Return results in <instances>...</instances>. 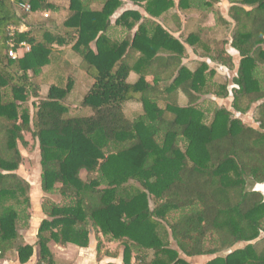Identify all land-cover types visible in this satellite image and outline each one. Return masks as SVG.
I'll return each instance as SVG.
<instances>
[{
    "label": "trees",
    "instance_id": "obj_1",
    "mask_svg": "<svg viewBox=\"0 0 264 264\" xmlns=\"http://www.w3.org/2000/svg\"><path fill=\"white\" fill-rule=\"evenodd\" d=\"M129 1L144 3L154 19L174 7L172 0ZM220 1L180 0L178 8L215 12L229 27L214 10ZM228 1L235 22L231 46L240 56L232 106L244 113L264 99V79L257 77L264 75V0ZM23 4L30 13L18 11ZM122 4L69 0L58 23L29 18L58 14L48 0H0V253L15 247L21 264L33 254L30 245L16 246L19 224L30 218V185L16 173L23 160L19 148L30 133L39 149V189L57 198L41 203L37 264H56L50 242L88 248L94 239L98 258L119 257L106 244H120V264H190L243 242V249L205 264H264V239L251 244L264 233V201L245 191L248 178L264 183V134L224 108L198 103L200 94L226 97L227 84L213 82L215 72L203 63L181 67L182 43L156 22H141L137 12H124L112 24ZM22 26L26 31H19ZM117 26L125 35L113 32ZM202 30L184 42L201 57L229 59ZM9 42L29 50L12 60ZM69 45L93 80L78 107L90 109L84 115L68 116L73 80L59 56ZM131 72L135 83L127 82ZM42 84L48 90L41 97ZM131 101L139 111L126 112ZM257 110L263 129L264 103Z\"/></svg>",
    "mask_w": 264,
    "mask_h": 264
},
{
    "label": "crops",
    "instance_id": "obj_2",
    "mask_svg": "<svg viewBox=\"0 0 264 264\" xmlns=\"http://www.w3.org/2000/svg\"><path fill=\"white\" fill-rule=\"evenodd\" d=\"M123 4L121 7L116 10L114 15L111 18V23L113 24L114 21L124 12L132 11L137 12L141 16V22L145 21L147 19L152 20L159 24L165 31L169 33L173 38L179 40L182 45L185 48L186 54L181 59L180 66H186L190 70H194L196 67V63H203L205 64L209 70H212L215 72L213 76V82L217 83H226V89L228 95L226 97H220L217 95H214L213 92L211 93H205L200 94L198 97V103H205L204 105L207 106L208 109L217 108L221 109L224 108L227 111H229L232 114L233 119L239 121V123L246 127L250 128L254 131H257L258 133L264 134V128H261V124L258 121V107L264 103V99L260 102H256L250 106L248 111L246 112H239L236 111L232 104L234 101V89H238V86L234 84V79L237 75V69L240 63V56L237 50H235L232 46V34L235 27V22L231 20L228 16L229 8L231 7V3L228 0H221L219 4H217L214 7V10H217L219 15L222 17L223 21H226L230 24V26L226 27L223 26V22L219 20V22L216 19L215 12H208L206 16H204L201 12L194 10V8H191L189 11H180L178 8V3L180 0H172L174 3V7L171 8L168 12L164 13L159 18H152L148 15V13L143 8L144 3L137 5L132 3L129 0H122ZM48 2L52 5H55L59 12L58 14L50 13V12H37L33 13L29 16L31 20L37 21L46 19L48 17L56 18V20L61 22L62 18H65L68 14L67 9L69 5V0H48ZM24 6H28V4H23ZM18 6V11L30 13L29 11H26L22 6ZM99 4H93L92 7L95 9H99ZM45 14H48L47 17H44ZM176 15V17L174 16ZM178 23H180V26H178ZM197 28L203 29L201 32L207 33L209 35L210 39H214V42H216V51L222 52L224 50L225 54L230 57L229 59L225 60H213L210 57H201L195 52V47L190 46L189 44H186L184 42V38L192 33H196L199 31H196ZM137 30V26H135L130 34L133 35ZM20 32L26 31V28L22 26L19 29ZM113 32H116L117 35L120 33H123L125 35L126 30L124 28L120 27H114ZM200 33V32H199ZM122 35V36H123ZM210 41V40H209ZM211 42V41H210ZM221 42H225L222 44ZM133 56L135 58L139 57L138 52H133ZM79 60V59H78ZM86 74V73H85ZM261 75V74H259ZM257 75L258 79L261 80V78ZM87 76V75H86ZM88 77V76H87ZM89 78V77H88ZM138 79V76L131 72L128 76L127 82L128 83H135ZM89 83L92 84L93 80L90 78L88 79ZM87 88V85H86ZM181 102L185 101V98L183 95L180 97ZM208 102H211L212 105H207ZM140 105L136 101H131L126 103V112L131 113L134 111H139ZM21 177H23V170L20 167L18 171L16 172ZM32 189H29V197H30V208L28 209V214L30 215V218L27 223L21 222L19 224V228L17 230L18 238L16 240V246L17 245H30L33 247V254L31 258L28 260L25 264H37L39 260V246L37 244V230L39 227V224L44 218L43 213L41 212V194L46 196L43 192H41L40 189H36L35 185L31 186ZM39 188V186H38ZM263 195V201H264V193H260ZM37 195V196H33ZM50 197V196H46ZM25 221V220H24ZM257 240L253 244H255L257 241L264 238V233H262ZM110 244V243H109ZM248 243H238L236 245L242 246L243 249ZM252 244V243H251ZM71 244L67 245H60L56 244L54 242H50L48 244L49 251L52 255L53 261L56 262V259H60V255H63L64 258L70 257L72 261V264H109V263H116L120 264V257L114 258L112 256H101V258H105V261H100V257L98 258L97 253L95 251V247H93V244L90 243L88 248H77L74 253H69L68 250H66L64 247L70 246ZM234 245V246H236ZM74 246V245H72ZM111 253H115L111 249L107 248ZM65 250V251H64ZM222 253V252H220ZM219 254V253H218ZM217 255V254H216ZM213 256H205V257H199L198 259H194L192 261H189L190 264H205L208 261L211 260ZM57 259V260H58ZM119 260V262H112V260ZM0 264H21L18 261L16 248L13 247L11 250L6 251L5 253H0Z\"/></svg>",
    "mask_w": 264,
    "mask_h": 264
},
{
    "label": "rangeland",
    "instance_id": "obj_3",
    "mask_svg": "<svg viewBox=\"0 0 264 264\" xmlns=\"http://www.w3.org/2000/svg\"><path fill=\"white\" fill-rule=\"evenodd\" d=\"M70 47L71 45L65 47V51L63 52V54H61L59 56L60 59V63L61 64H66L65 66H63V69H65L67 75H69V77L72 78L73 80V90L71 92V94L69 95L68 99H67V106L70 109L68 116H73V115H84L86 113H89L90 109H86V110H82L81 112H79L78 107L81 104L82 101V96L84 95V93L86 92L87 88L86 85H90L89 83V78L86 76L85 71L80 68L79 66V60L73 56L70 52ZM62 48H57L55 49V53H61ZM19 54L21 55V52H19ZM261 74V73H260ZM259 77L262 79H264V75H259ZM40 80L37 79L36 82H39ZM48 90V85L46 84H42L41 85V90H40V95L41 97L44 96L46 94ZM38 100H34L32 103H37ZM29 108L31 109L32 106L31 104H28ZM125 110H126V105H124ZM32 110V109H31ZM75 115V116H76ZM24 138L26 141V146L22 147L20 146V151L22 153L23 156V160H22V164H21V168L23 170V178L29 183V185L33 186L35 185L36 189H39V149H38V144L36 142L35 139L32 138L30 133H25L24 134ZM21 177V176H20ZM30 189H32V187H30ZM41 199L39 201H43V199L47 196H44L43 194H41ZM33 196H37V195H33ZM51 198L53 200L57 201L56 197H48ZM29 201H30V197H29ZM264 239V238H263ZM262 240V239H261ZM95 239L93 242V247H95ZM107 248L111 249L112 251H114L115 253H118V255H121V251H122V246L118 243H108L106 244ZM66 250H68L69 253H74L76 251V249L78 247L76 246H66L64 247ZM65 251V250H64ZM101 258V257H100ZM58 259V258H57ZM56 259V264H72L73 259H71L70 257H66L64 258L63 255H60V259L57 260ZM101 262L105 261V258H101L99 259ZM112 259H110L111 261ZM119 262V260L115 259L112 260V262Z\"/></svg>",
    "mask_w": 264,
    "mask_h": 264
},
{
    "label": "water",
    "instance_id": "obj_4",
    "mask_svg": "<svg viewBox=\"0 0 264 264\" xmlns=\"http://www.w3.org/2000/svg\"><path fill=\"white\" fill-rule=\"evenodd\" d=\"M245 191L248 192H257V193H264V183H256L254 180L248 178L246 179V187H245ZM260 238V237H259ZM255 242V241H254ZM254 242H251L252 244ZM242 248V246H233L232 248L223 251L222 253H219L217 255H214L211 259L215 258V257H226L227 255H229L230 253H232L233 251Z\"/></svg>",
    "mask_w": 264,
    "mask_h": 264
},
{
    "label": "built area",
    "instance_id": "obj_5",
    "mask_svg": "<svg viewBox=\"0 0 264 264\" xmlns=\"http://www.w3.org/2000/svg\"><path fill=\"white\" fill-rule=\"evenodd\" d=\"M26 11H29V6H22ZM48 14H45L44 17H47ZM29 50V46L25 43H20L17 49H14V44L9 42L8 43V50H7V56L8 58L12 60H17L20 58L25 52ZM21 52V55L19 54Z\"/></svg>",
    "mask_w": 264,
    "mask_h": 264
},
{
    "label": "flooded vegetation",
    "instance_id": "obj_6",
    "mask_svg": "<svg viewBox=\"0 0 264 264\" xmlns=\"http://www.w3.org/2000/svg\"><path fill=\"white\" fill-rule=\"evenodd\" d=\"M262 199H263V195H261Z\"/></svg>",
    "mask_w": 264,
    "mask_h": 264
}]
</instances>
